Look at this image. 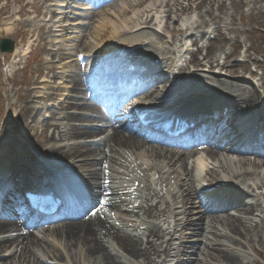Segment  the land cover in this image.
Returning <instances> with one entry per match:
<instances>
[{
	"label": "bare ground",
	"instance_id": "obj_1",
	"mask_svg": "<svg viewBox=\"0 0 264 264\" xmlns=\"http://www.w3.org/2000/svg\"><path fill=\"white\" fill-rule=\"evenodd\" d=\"M58 1H51L55 4L50 7L57 12H51V17L56 14L68 20L69 14L58 12L70 9L74 0ZM248 1L111 0L100 11L74 15L72 22L51 18L47 29L34 25L45 36L46 50L56 61L45 79L51 74L49 79L63 81L65 95L43 92L60 89L59 82L52 84L57 87L47 82L35 88L36 81L16 84L13 76L6 79L15 102H7L5 113L10 115L6 118L0 110V190L3 177L11 178L16 168L25 173L21 177L26 193L35 195L48 194L41 191H50L56 182V190L73 193L70 183L78 180L87 193L97 191L96 198L83 196L87 199L84 211L91 207L96 211L87 223H59L54 225L57 229L48 227L52 231L38 237L18 234L21 217L0 221V264H182L193 236L200 238L192 247L197 258L187 264H246L248 254L243 248H252L264 238V161L238 155L239 146L227 151V146L237 138L252 144V136L242 137L238 127L257 122L248 118L251 115H264V103L254 85L235 78L239 71L248 72V61L259 68L249 51L257 55L261 49L249 46L245 64L227 68L233 48L240 43L236 36L231 53L226 54L229 41L220 28L224 17L241 13ZM64 2L69 5L59 4ZM174 18L173 25L184 23L187 28L172 27ZM207 24L219 26L212 38L205 33L201 37L190 34ZM161 26L170 34L169 40L158 32ZM1 33L12 35L11 28ZM45 46L38 45L42 50ZM219 53L225 55L222 64L216 58ZM23 54L16 47L9 56L10 64ZM185 60L195 70L178 65ZM155 68L161 71L159 75L151 72ZM215 68L225 76L214 73ZM36 74L43 77L42 70ZM177 80H182L180 85L174 84ZM259 80L264 85V75ZM183 86L202 95L159 112L158 106L181 94ZM103 92L107 93L101 101L112 100L106 104L108 108L102 110L86 100L88 94L94 98ZM38 99L40 102H35ZM207 102L213 103L204 105ZM190 105L194 106L188 108ZM40 107V111H53V116L37 122ZM185 108V112H196L191 114L192 129L177 133L179 142L164 135L169 144L134 138L128 130L139 126L123 120L129 113L140 120L172 116ZM30 115L35 116L33 121ZM218 118L228 125L229 132L224 134L222 128L218 136H210ZM260 120L256 126H263L264 119ZM84 123L91 126H82ZM92 123L102 125L92 127ZM228 134L232 135L225 136ZM207 136L213 144L219 142V136H225V141L219 148H170L191 144L194 139L206 140ZM88 139L91 142H86ZM81 140L85 142L77 143ZM71 142L75 144L69 145ZM87 167L90 169L84 170ZM11 192L19 191L12 189L8 194ZM203 197L213 211H200ZM219 207L216 213L213 208ZM228 209L232 215L227 214ZM197 212L193 223L190 219Z\"/></svg>",
	"mask_w": 264,
	"mask_h": 264
},
{
	"label": "rangeland",
	"instance_id": "obj_2",
	"mask_svg": "<svg viewBox=\"0 0 264 264\" xmlns=\"http://www.w3.org/2000/svg\"><path fill=\"white\" fill-rule=\"evenodd\" d=\"M45 1H49V0H0V40L1 39L11 40L12 42H14V44H17V46L24 48V45L27 44L26 40H28V38H23L24 33H28L30 30H34L32 26L28 27L27 22L29 21V22H32V23H35L41 26L45 22H47L49 18V16H46V13H47L46 8L50 5V3L47 2L44 4ZM247 3H248V6L244 5L241 13L235 14L233 17L228 16L226 18L225 17L223 18L222 22H224V24H221L220 29L224 33L227 41H229V44L225 47V53L226 54L231 53L232 51L231 46L233 45L232 42L236 36L238 37L239 39L238 42L240 43L239 47L233 48L234 55L229 59V61H227L226 65H227V68L230 69L233 66L245 64L247 60L245 59L244 53L249 46H252L254 50L258 48L261 49L260 50L261 53L257 55L254 54L252 51H249V53L253 55L252 59H255L256 63H258L259 68H257V66L255 65L254 62H252V60L248 61V65H249L248 72L239 71L236 74L235 78L244 80L254 85V87L258 90L259 96L261 97V99L263 98V101H264V85H262L259 80L264 75V0H251V2L248 1ZM40 7H41L42 15H39V17H36L35 16L36 14H34V10L40 9ZM190 17L191 16H189V18ZM165 19L166 17L164 18V21ZM195 19L197 21L196 14H194L193 16V20ZM179 26L180 24H177L176 27L179 28ZM209 27H211V29L208 32L209 33L208 36L209 37L215 36L217 34V29L219 28V26L212 25V24H208L207 26H205L204 30H200L198 32H191L190 34L201 37V34L203 33L202 31L206 33V29ZM6 28H11V31H12L11 36H6L3 33H1V30L6 29ZM242 33H245L248 36L247 38L248 40L246 39L245 35ZM162 35L166 37L168 40L170 39V36H169L170 34L162 32ZM187 42L190 45L189 41ZM43 55L44 54L42 53L41 49L37 48L34 54L30 57V59L27 60L25 64H23L22 66L23 69H20L19 64L17 67L11 66L10 64H8V59H7L8 56L0 54V110L2 111L1 112V115L3 116L2 118H6L8 116L5 113V111L7 110V102L8 103L15 102V97H13V94H12L14 91H10L11 85L8 82H6V78L13 76L12 78L14 79L16 84L22 83L25 80H29V81L34 80L36 77V74H34V72L36 70H43V71L45 70L46 66H44V62L45 60L48 59V57L47 56L43 57ZM218 57H219V63L222 64L225 61V55L222 54L220 56V53H219L216 58ZM182 64L184 65L183 62H181V65ZM189 68L194 69L193 66H189ZM202 69H205V68H202ZM213 70L216 74L221 73L223 76H225V72L220 71L219 68H215ZM252 71L255 73L253 74V76H250V73ZM41 81H42V78H39L38 84ZM38 84L35 85V88H40ZM5 90H8V92H5ZM55 93L61 94L59 90H56ZM11 110L13 112L15 109H11ZM50 115H51V112L43 113L44 117H49ZM30 117H31V120L33 121V118L35 116L30 115ZM44 117H42L41 119H43ZM87 125H88L87 123L83 124V126H87ZM95 125L97 124H94L92 126H95ZM76 126H78V124H76ZM83 142L84 140L77 141V143L79 144H82ZM68 144L69 145L75 144V142H71ZM251 158L264 161V155H262V157L255 155V156H252ZM89 169L90 168L87 167L84 170H89ZM258 193L259 192H257V194ZM195 220H196V215L192 216V218L190 219V221L193 223ZM208 238L212 239L211 235H208ZM214 240L218 241L219 238L216 237ZM199 241H200L199 236L192 237L190 245L188 247L189 250H187L188 253L186 255V258L183 261H181L182 264L191 262L195 260V258H197V255L195 254V250H192L191 247L196 245ZM222 241L223 240H221L220 242ZM243 249L248 254L247 259H244V262L246 264L248 262L250 264V261H249L250 258L254 260L253 264H264V238L260 242H256L252 246V248L247 247ZM173 262H175V260H173Z\"/></svg>",
	"mask_w": 264,
	"mask_h": 264
},
{
	"label": "water",
	"instance_id": "obj_3",
	"mask_svg": "<svg viewBox=\"0 0 264 264\" xmlns=\"http://www.w3.org/2000/svg\"><path fill=\"white\" fill-rule=\"evenodd\" d=\"M12 51V43L8 40H1L0 42V52H11Z\"/></svg>",
	"mask_w": 264,
	"mask_h": 264
}]
</instances>
